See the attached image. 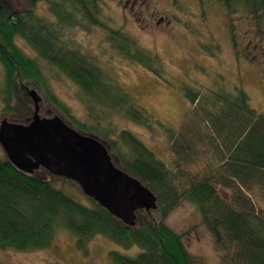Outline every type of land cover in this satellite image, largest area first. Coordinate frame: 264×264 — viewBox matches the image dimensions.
Returning <instances> with one entry per match:
<instances>
[{"label":"trees","instance_id":"1","mask_svg":"<svg viewBox=\"0 0 264 264\" xmlns=\"http://www.w3.org/2000/svg\"><path fill=\"white\" fill-rule=\"evenodd\" d=\"M201 1V0H200ZM229 13L241 11L258 29L264 27V0H215ZM33 0L22 5L0 0V63L3 83L0 101L3 111L24 123L33 112L27 89L35 87L41 100H48L84 133L101 141L119 168L137 178L156 196V208L135 211V224L125 225L74 183L88 204L76 201L49 181L35 178L0 158V248L33 251L47 248L58 229L72 233L78 243L102 235L123 249L137 247L133 255L110 250L113 264H204L190 255L179 235L163 218L182 201L193 204L210 232L217 252L228 264H264V212L258 211L252 196L264 200V113L250 107L248 96L238 82L229 83L217 75L216 88L182 84L180 91L191 108L175 131L152 117L99 64L95 57L71 48L63 41V26L98 25L105 41L120 57L161 75L163 63L154 50L143 49L136 38L110 28L96 17L95 0H53L49 10L55 22L34 14ZM22 38L48 65L55 67L81 92L89 122L75 119L67 106L48 92L47 83L34 59L15 43ZM230 42L235 47L233 33ZM229 84V85H228ZM22 99L28 101L25 107ZM155 127L166 134L173 156L169 169L132 132L102 124L108 112ZM24 113V114H22ZM21 117V118H20ZM206 147V150H199ZM203 156V159L200 157ZM198 160L196 174L183 169ZM231 189L229 200L216 186ZM158 210L160 218L153 213Z\"/></svg>","mask_w":264,"mask_h":264},{"label":"rangeland","instance_id":"2","mask_svg":"<svg viewBox=\"0 0 264 264\" xmlns=\"http://www.w3.org/2000/svg\"><path fill=\"white\" fill-rule=\"evenodd\" d=\"M10 1L16 5H22V2L27 5L29 2ZM51 1L53 0H33V7L28 3L27 8H32L34 14L42 20L55 22V17L49 10ZM95 2L99 22L128 33L137 39L143 49L154 50L158 54L164 68L161 75H154L116 54L105 41V30L98 25L83 22L63 26L64 43L95 57L97 64L133 97L136 104L168 128L177 131L191 108L183 97L180 86L189 84L204 93L205 89L216 88L220 84L215 81L217 75L231 84L239 81L248 96L250 107L264 113V27L258 29L247 14L241 11L229 14L215 0ZM231 33L235 37V47L230 42ZM15 43L37 62L47 83L48 92L67 106L75 119L88 123L90 120L78 86L55 67L40 59L25 40L17 37ZM2 83L3 68L0 63V86ZM32 88L42 97L35 87ZM21 101L25 107L28 106L26 99ZM39 115H58L69 127L86 134L69 118L57 112L48 100L40 101ZM104 117V126L110 123L117 130H129L156 158L169 169H174V160L165 133L155 127L147 128L136 124L118 112H108ZM4 118L13 123H21L13 113L3 111L0 101V121ZM206 149L203 147L199 150ZM203 156L207 157L206 154L200 157L203 159ZM4 157L5 153L0 146V158ZM112 162L117 168L120 167L114 158ZM202 165V161L198 160L192 166L184 165L183 169L196 174ZM32 176L47 180L76 201L88 204V200L74 183L60 180L41 167ZM216 190L229 200L231 189L217 185ZM252 202L258 211L264 212L263 199L252 196ZM153 215L160 218L158 210ZM162 220L170 230L179 235L190 255L200 258L204 264H228L221 257L223 253L215 250L212 236L193 204L182 201ZM110 250L131 256L138 248L123 249L102 235H95L80 244L72 233L60 228L47 248L25 252L0 248V264H113L108 255Z\"/></svg>","mask_w":264,"mask_h":264},{"label":"water","instance_id":"3","mask_svg":"<svg viewBox=\"0 0 264 264\" xmlns=\"http://www.w3.org/2000/svg\"><path fill=\"white\" fill-rule=\"evenodd\" d=\"M33 112L24 123L0 121V146L8 161L32 174L39 167L75 182L81 192L127 226L135 211L156 208V196L137 178L114 166L97 138L69 127L58 115L40 116L41 97L27 89Z\"/></svg>","mask_w":264,"mask_h":264}]
</instances>
